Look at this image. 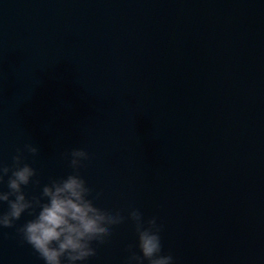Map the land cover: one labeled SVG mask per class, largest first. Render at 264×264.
Listing matches in <instances>:
<instances>
[{
    "label": "water",
    "instance_id": "95a60500",
    "mask_svg": "<svg viewBox=\"0 0 264 264\" xmlns=\"http://www.w3.org/2000/svg\"><path fill=\"white\" fill-rule=\"evenodd\" d=\"M27 144L29 197L83 148L94 203L155 216L174 264H264V0H0V162ZM34 215L0 226V264H45ZM130 244L126 220L77 264Z\"/></svg>",
    "mask_w": 264,
    "mask_h": 264
},
{
    "label": "clouds",
    "instance_id": "9594fccd",
    "mask_svg": "<svg viewBox=\"0 0 264 264\" xmlns=\"http://www.w3.org/2000/svg\"><path fill=\"white\" fill-rule=\"evenodd\" d=\"M25 149L33 155L39 153L37 145L27 144L17 149L11 165L0 162V183L7 177L8 189L0 190V203H7V211L0 212V226L13 227L26 211L30 215L35 213L17 231L45 264L86 261L96 255L93 243H105L112 235L113 226L126 220L134 225L137 244L127 246L124 264H174L173 255L162 251V225L155 216L145 220L138 208L131 207L124 215L119 209L110 211L94 203L102 193L97 192L93 197V189L80 174L84 162L90 158L85 149L66 151L64 156L66 159L70 156L73 171L66 177L50 178L40 194L31 197L25 192V186L33 182L37 170L25 162Z\"/></svg>",
    "mask_w": 264,
    "mask_h": 264
}]
</instances>
